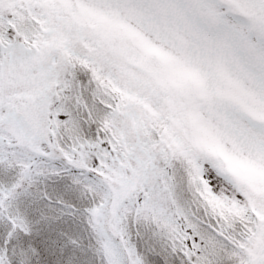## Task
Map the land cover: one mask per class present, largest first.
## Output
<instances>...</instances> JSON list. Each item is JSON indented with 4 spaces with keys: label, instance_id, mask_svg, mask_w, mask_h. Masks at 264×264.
<instances>
[{
    "label": "snow or ice",
    "instance_id": "1",
    "mask_svg": "<svg viewBox=\"0 0 264 264\" xmlns=\"http://www.w3.org/2000/svg\"><path fill=\"white\" fill-rule=\"evenodd\" d=\"M0 264H264V0H0Z\"/></svg>",
    "mask_w": 264,
    "mask_h": 264
}]
</instances>
